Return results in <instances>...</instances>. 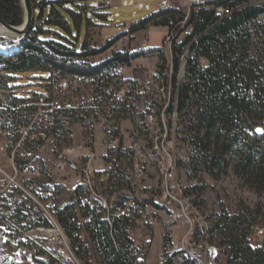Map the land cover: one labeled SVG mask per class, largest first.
Wrapping results in <instances>:
<instances>
[{"label": "trees", "instance_id": "1", "mask_svg": "<svg viewBox=\"0 0 264 264\" xmlns=\"http://www.w3.org/2000/svg\"><path fill=\"white\" fill-rule=\"evenodd\" d=\"M31 1L35 19L26 39L12 41L0 38V48L13 50L18 44L22 48L11 57L0 55V76L3 78L39 71L50 75L48 81L57 73L65 78L99 81L107 83L108 86L117 78L119 68L130 67L133 62L153 56L161 50L116 52L99 64H91L90 59L108 52L121 39L134 36L149 27H167L170 32V22H180L185 12L183 9L178 10L177 0H171L174 8L157 10L148 18L132 25L125 33L114 36L102 47H91L86 40L78 50L71 42L63 44L53 40L51 36L47 37L44 28H65L67 22L61 16L59 8L90 0ZM85 6L87 5L82 7V12L88 17L84 11ZM221 8L229 10L230 15H219L218 9ZM95 12L99 19L106 20L105 16L109 15L103 14L102 11ZM95 12L91 15L96 16ZM0 18L11 26H21L24 22L21 0H0ZM189 27L192 30L187 35H182L173 42L168 53L170 59L163 57L167 64L162 67V80L167 89L172 87L169 96L171 104L165 111V125L170 130V116H178L186 138L182 140L188 141L192 148L189 158L191 165L201 167L213 178L225 176L232 170L247 189L257 196H262L264 0H211L205 6L191 11L187 29ZM170 42L169 38L164 46L167 48ZM184 55L185 75L180 82L178 73L183 65L181 58ZM1 84L0 79V88L3 89ZM47 86V96L34 94L32 99L17 98L21 102L31 100L32 108L21 107L15 111L9 103L8 107L0 104V114L9 113L4 125V132L10 133L8 151L11 154L15 149L14 161L21 172L32 170L34 155L30 154V150L38 151L47 138H52L55 148L62 150L73 146L69 129L71 125H80L84 127L86 134L92 133L93 125L87 124V116L90 117L93 110H54L49 114V121L42 120V115H39L40 121L38 118L34 120L40 99L45 98L47 103L52 101L50 82ZM102 94V101L98 103L97 97L95 102L105 109L104 117L111 121H122L131 117L132 109L127 102L116 101V96ZM47 109L49 108H44ZM115 126L112 137L117 140L120 130L119 125ZM259 129L261 133L257 132ZM40 132L44 138L37 137ZM21 154L25 157H20ZM133 160L134 152L127 153L119 141L117 149L106 158L111 168L96 174L95 193L82 185L74 188L70 203L59 206L56 201L55 219L64 230L77 258L85 261L90 258V249L82 240V233L85 232L99 264L146 263L142 250L138 249L133 240L138 222L147 206L156 212L165 211L170 215L172 210L163 206L165 193L162 184L151 198L140 199L136 196L130 175L125 168ZM131 167L133 169V166ZM41 172L49 182L50 174L42 169ZM106 175H109L108 178ZM38 184L43 189H48L47 181ZM54 189L57 199V191L55 187ZM200 189L194 187L185 190V196L189 199L193 192ZM99 196L108 198V203H104ZM127 208L128 213H121ZM3 209L0 207V220L19 225L27 220L31 227L50 226L49 221L43 218L37 222L33 221L31 213L20 206L13 213ZM191 218L194 231L190 240L193 242L196 238L202 239L210 246L209 264H219V255L226 258L225 264H264V242L255 244L251 240L256 233L255 229L258 228L264 233L262 208L241 207L231 214L222 206L218 213L208 219L210 225L206 231L200 226L196 216L192 215ZM171 244V237L166 235L163 241V255L166 260L162 264H174L178 256L167 254ZM40 255H45V252L40 250ZM37 262L59 264L54 258L47 262Z\"/></svg>", "mask_w": 264, "mask_h": 264}, {"label": "rangeland", "instance_id": "2", "mask_svg": "<svg viewBox=\"0 0 264 264\" xmlns=\"http://www.w3.org/2000/svg\"><path fill=\"white\" fill-rule=\"evenodd\" d=\"M106 1L110 2V8L99 11L109 15L118 13L121 27H116L112 23L104 19H98L94 15L86 17L82 12V7L85 4L89 5L90 2H76L59 8V12L67 22V25L65 28L46 26L44 30L47 32V37L51 36L53 40L63 44L71 42L78 50L82 48L86 40L91 47L100 48L117 34L125 33L132 25L160 10L157 5L161 0H150L148 2L137 0L142 11L138 12L135 17L132 14L135 9L120 6L119 0H96L99 5L104 4ZM121 1L126 3L129 0ZM182 3L183 0H179L178 5ZM116 7L118 9H115ZM174 7V5H171V9ZM90 24L101 27H92L87 35ZM169 34V28L167 27H149V29L134 36H127L121 39L108 52L90 59L89 62L91 64H99L116 52L135 53L147 50H161V52L153 56L133 62L130 67L119 68L117 70V78L108 86L107 83L103 84L99 81L73 79L70 89L52 94L55 111L65 109L94 111L90 114V117L87 116V124L93 125L92 132L95 135L94 151L96 156L91 165L96 169V174L111 168L106 162V158L117 149L118 142L121 141L123 149L127 153L134 151L137 147L141 149L144 156L143 160L138 163V173L131 167L137 164L134 160L130 162L131 165L125 166L138 198H151L158 192L160 184L166 183L165 166L158 164L162 157H167V159L169 158L177 163L178 180L186 191L194 187L201 188L189 196L192 207L191 209H186L187 217L182 220L175 221L173 219L177 211L174 210V206L166 203H163V206L167 210H172L173 216L165 211L143 213L142 218L138 222V229L133 233V240L138 249L142 250V255L145 258L149 255L150 264H162L160 260L165 253L163 241L166 235H169L178 244L183 242L186 248L193 244L190 240V235L194 231L192 215L198 218V223L206 231L210 225L208 219L218 213L222 206L231 214L236 213L241 207H260L264 212V195L257 196L247 189L232 170H229L225 176L213 178L205 173L201 167H194L191 165V161H186L192 154V148L188 141L182 140L186 138H184L183 127L180 125L177 115L170 116L172 128L169 130L166 127L165 111L171 104L169 96L172 93V87L167 89L162 80V67L167 64L163 57L167 60L170 59V55H168L170 46L167 48L164 46V43L169 39ZM18 46L13 50L9 49L12 55L22 49L20 45ZM12 55L3 54L2 56L11 57ZM182 61L183 65L178 73L180 82L183 81V75L185 74L186 61ZM170 69L172 70V68ZM49 77L48 73L39 71L15 74L13 78L0 76L1 85L3 86V89L1 88L0 104L2 103L1 99H4L15 111L21 107L32 108L31 100L21 102L17 98L32 99L34 94L47 96L46 90L49 87L47 86L50 82L48 81ZM102 93L116 97L120 95L121 101L127 102L130 109H132L131 117L122 121H111L104 117L105 109L99 107V104L95 102L97 97L98 103L102 101ZM106 104L107 102L104 103V105ZM37 109L34 120L38 118L37 120L40 121L39 115L43 108L38 106ZM143 116L146 117L144 118ZM8 118L9 113L0 114V190L6 187L9 191L16 184L19 185L21 183V178H17L16 167L12 159L15 149L11 154L8 151L9 141L6 138L7 134L4 132L5 121ZM115 125H119L120 137L117 139L115 148L109 150L106 146L110 137H112V132L116 129ZM69 129L71 130V139L73 141L71 148L56 149L54 140L47 138L38 151L30 150V154L34 155L33 166L50 171L49 182L44 174L39 178V181H47V183H51L56 188V201L59 206H64L71 202L75 185L79 179L85 177L82 172L83 166L87 160L89 161L86 156V146L89 144V135L91 133L86 134L84 127L80 125H71ZM37 137L44 138L42 132L38 133ZM182 159H185L184 161L186 162ZM64 163H68V166H63L64 168L60 170L58 167L64 165ZM72 164L77 166V171L70 167ZM104 200L107 203L109 201L108 198H104ZM149 219L153 220L150 224H148ZM4 227L5 224H0V264H28L26 261L17 258L5 244L2 236ZM260 228L261 226H259ZM50 234L52 238L57 237V239H60L58 233L52 232ZM255 236H252V242L257 240ZM259 236L264 238V233ZM82 240L90 249V258L85 261L76 257V261L72 259L73 262L71 264H99L98 257L95 255L91 241L85 232L82 233ZM198 241H202V239H198ZM257 241L259 242H256V244L264 242L260 237ZM206 247V252L200 253L203 264H209L210 261V246L205 245ZM62 248L66 252H70L66 246ZM70 248H72L71 243ZM194 253H198V250L194 249ZM69 255L70 258H73L71 254ZM44 260L47 262L50 258H45ZM218 261L219 264H225L226 258L219 255Z\"/></svg>", "mask_w": 264, "mask_h": 264}, {"label": "built area", "instance_id": "3", "mask_svg": "<svg viewBox=\"0 0 264 264\" xmlns=\"http://www.w3.org/2000/svg\"><path fill=\"white\" fill-rule=\"evenodd\" d=\"M150 1V0H145ZM90 4L85 6L84 11L89 16L93 14L95 11H99L101 9H109L111 4L109 1H106L104 4L99 5L96 0H90ZM121 3L120 6L134 8L135 11L132 13L133 17L137 16L138 12H141L142 9L140 8L139 2L137 0H129L126 3L119 0ZM169 5H173L171 0H161L157 8H166L169 10ZM205 6V0H183V3L178 6L179 9H183L185 12L184 17L178 23L170 22V34L169 38L171 40L169 53L171 51V47L173 42L182 35H187L188 32L192 30L191 27L187 29V23L189 20V16L193 9ZM115 9H118L117 7ZM219 15H230V11L227 9H218ZM106 21L112 23L116 27H121L120 24V17L118 13L110 14L105 16ZM145 47V45H144ZM182 60L185 59V55L181 58ZM73 79L65 78L57 73H54L50 79V91L51 95L60 91H66L70 89V85L72 84ZM1 94V88H0ZM1 98V97H0ZM116 101H121V96L118 95L116 97ZM1 102L4 106H7L6 100L1 99ZM37 106L40 107H48L49 109L44 110L42 109L40 115H42V120L49 121L50 115L54 110V103L51 101L47 103L45 98H41ZM7 134V140L10 137V133L5 132ZM94 139L95 135L92 132L89 135V144L86 146V156L88 157L89 161L85 163L83 166L82 172L85 174L84 178L79 179L78 183L75 187L85 185L88 187L93 193H95V189L97 186V177H96V169L92 167L91 162L94 160L96 154L94 151ZM9 141V140H8ZM117 144V140L110 137L109 143L107 144L106 148L111 150L115 148ZM134 161L137 162L133 169L136 173L139 172V162L143 160L144 156L142 155L141 149L137 148L134 149ZM20 157H25V155L21 154ZM13 162L15 164V152L13 154ZM183 161L185 159H182ZM189 161V158L186 159ZM184 161V162H186ZM158 164L160 166H165V175H166V183H161L165 193V201L163 203L170 204L174 206V210L177 211V214L174 215L173 219L175 221L182 220L183 218L187 217L186 209H191L190 199L185 196V189L178 180V169L177 163L173 162L171 159H167V157H162ZM68 166V163H64V165H60L58 168L61 170L64 167ZM70 167L77 171L78 168L75 164L70 165ZM15 172L17 178H21V183L19 185H15L14 188L0 190V207L4 208L3 210H7L8 213H13L17 207H22L23 209H27L31 213V217L33 221H39L40 218H43L49 221L50 226H34L31 227L27 220H24L19 224L8 222L7 220H0V224H5V227L2 229L4 234L2 233L3 240L5 244L12 250L13 254L23 260L26 261L28 264H38L37 261L43 262L45 258H54L59 261V264H71L72 259L76 261V256L71 251L70 248V241L67 239L64 230L59 226L57 223L55 216H54V207L56 205V195L55 189L51 183H47L48 189H43L38 183L39 178L42 176V172L40 168H35L32 165V170L29 172H21L20 170L15 168ZM50 174V171H47ZM36 176V178H34ZM109 175H106L108 178ZM74 187V188H75ZM99 198L105 202L104 198L99 196ZM150 211L154 212L153 209L150 207H146L144 212L149 213ZM25 214V211H23ZM129 209H124L121 213H128ZM156 212V211H155ZM153 220L149 219L148 224L152 223ZM255 237L258 240L259 237L261 240H264L262 236V232L255 229ZM52 232H56L59 234L60 239L57 237L52 238ZM197 240V241H196ZM255 240L256 242H259ZM171 246L167 254L169 256L178 255L175 259L174 264H192L196 262L198 264H203L200 258L201 252H206L207 243L204 241L198 242V238L193 241L191 247L188 246L187 248L184 246L183 242L178 244L175 242L173 238H171ZM197 242V243H196ZM261 244V243H260ZM63 246H66L70 252H66ZM137 246V245H136ZM194 249L198 250V253H194ZM40 250L45 252V255H40ZM73 258H70V255ZM165 257H161L162 263L165 261Z\"/></svg>", "mask_w": 264, "mask_h": 264}, {"label": "water", "instance_id": "4", "mask_svg": "<svg viewBox=\"0 0 264 264\" xmlns=\"http://www.w3.org/2000/svg\"><path fill=\"white\" fill-rule=\"evenodd\" d=\"M21 4L24 10V22L21 26H17V27L11 26L0 18V28L6 31L8 34L14 36L15 39H10L12 41H16L18 39H22V41H24L26 37L28 36L29 29L35 19V13H34L32 1L31 0H21ZM0 38L8 39L7 37L3 35H0ZM0 55H3V54H0ZM257 132L261 133V130L259 129Z\"/></svg>", "mask_w": 264, "mask_h": 264}, {"label": "bare ground", "instance_id": "5", "mask_svg": "<svg viewBox=\"0 0 264 264\" xmlns=\"http://www.w3.org/2000/svg\"><path fill=\"white\" fill-rule=\"evenodd\" d=\"M209 1H210V0H205V4H206L207 2H209ZM164 9H166V8H160V10H164ZM169 9H171V5H169ZM0 35H3V36H5V37H7L8 39H15L14 36L8 34L6 31L2 30L1 28H0ZM18 48H19V46H18ZM10 51H11V50H9V49H3V48H2V49H0V54H4V55H12ZM184 75H185V74H184ZM184 75H183V77H184Z\"/></svg>", "mask_w": 264, "mask_h": 264}, {"label": "crops", "instance_id": "6", "mask_svg": "<svg viewBox=\"0 0 264 264\" xmlns=\"http://www.w3.org/2000/svg\"><path fill=\"white\" fill-rule=\"evenodd\" d=\"M177 3L179 4V0H177ZM95 15H96V12H95ZM90 16V15H89ZM97 17V15H96ZM82 18V17H81ZM98 18V17H97ZM99 19V18H98ZM92 27H101V26H96V25H92L90 24L88 26V30H87V35H88V31L92 28ZM145 264H150V261H149V255L146 257V263Z\"/></svg>", "mask_w": 264, "mask_h": 264}]
</instances>
